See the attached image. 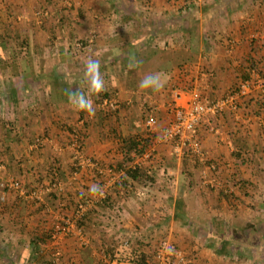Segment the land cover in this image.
<instances>
[{"label": "crops", "instance_id": "obj_1", "mask_svg": "<svg viewBox=\"0 0 264 264\" xmlns=\"http://www.w3.org/2000/svg\"><path fill=\"white\" fill-rule=\"evenodd\" d=\"M68 1L61 4V0H0V162L5 164V177L21 182L26 189L47 184L36 183L33 173L46 170L47 174V156L54 154L61 164V178L66 177L64 185L73 186L65 201L49 202V197L42 195L44 200L35 202L29 191L6 193L4 201H0V264H12V254L19 264H39L42 251L47 249L41 240L54 219L59 214H74L77 203L90 199L93 205L85 212H90L87 226L80 228V232L76 229L74 238L58 243L62 252L60 264H124V260L105 261V250L113 244L100 238L104 236L101 231L111 229L105 222L110 210H101L95 216L91 211L96 203L94 193L83 194L82 180L76 182V175L85 172L87 164H79L86 157L95 156L110 163L115 148L109 142L106 148L90 145L83 153L77 148V154H73L67 145L75 140L73 128L83 122L80 111L69 103L68 94L80 91L89 95L81 61L86 62L89 57L99 59L105 90L116 92L120 104L128 108L120 110L119 116L131 125L115 124L116 119L106 120L103 114L100 120L103 126L98 131L94 118L86 129L91 143L97 137L101 140L103 136L111 137L106 124L117 131L126 128L129 135L137 134L139 115L133 108L142 107L146 99L157 105L159 117L166 118L161 123L165 124L169 119L167 94L140 96L134 90L135 69L122 59L111 60L120 58L128 49L124 43L135 41L138 45L146 43L148 48L186 51L191 41L185 27L181 30L183 38L179 39L177 24L166 31L157 20L163 18L164 12L180 8L182 3L174 5L173 0ZM197 7L219 12V29L214 40L201 36L192 63L172 72L168 87L184 89L198 85L206 96L214 99L233 90L245 74L264 78V0H196L188 12ZM42 11L47 15L35 16ZM141 17H146L149 24L152 21L161 25L160 28L156 30L147 22L138 25ZM137 25L144 31H139ZM144 32L149 34L145 36ZM75 38L87 44L82 49L85 52L72 51ZM127 38L129 42H125ZM27 39L29 50L19 45ZM75 61H80L77 69L75 64L72 66ZM180 101L185 104L187 96L183 95ZM39 136L50 139L48 145L53 148L47 146L41 152H33L32 140ZM196 136L206 159L216 167L213 173L208 172L210 182L206 186L219 194L226 193V199L208 192L205 198L196 197L199 203H208L213 197L218 199V209L209 213L186 205L192 199L177 196L178 188L168 197L153 196L143 201L133 191L125 192L119 187L110 194L120 205L119 234L138 238L130 240L131 244L143 246L141 251L151 255L158 244L154 235L164 234L185 252L187 264H264V222L259 221H264V97L253 93L239 103L237 110L206 115L196 129ZM152 150L149 170L156 180L163 164L176 175L170 178L175 179L172 184L184 178L180 170L194 171L202 180L204 166L194 158H176L168 144L154 145ZM70 167L75 173L70 172ZM92 180L87 182V192L96 185V180ZM178 214L183 221L177 220ZM191 224L193 231H189ZM195 228L198 237L193 235ZM145 235L149 238L142 239ZM5 250L11 251L8 259L3 256Z\"/></svg>", "mask_w": 264, "mask_h": 264}, {"label": "rangeland", "instance_id": "obj_2", "mask_svg": "<svg viewBox=\"0 0 264 264\" xmlns=\"http://www.w3.org/2000/svg\"><path fill=\"white\" fill-rule=\"evenodd\" d=\"M181 1L182 0H180V3H183ZM63 2H64V4H66V3H69L70 1H68V0H61V4H63ZM173 2H174V5H176V2H178V0H173ZM177 10L178 9H174V10H171V11H169L167 13L164 12L165 15L162 14V17L163 18L157 19V20H160L159 22H162L164 24V28H167L166 31L171 30V28H172L171 26H173V24L175 23V24H177V28H176L177 37L179 39H182L183 38V34H182L181 30H183V28L185 27V29L188 31V35H190L189 38L191 39V41L189 42V47H190V43H191V46L197 47V49L200 46V38H201V36H204L205 35L206 36V40H210V39L214 40L215 33H217L216 29H219V27H218L219 24L218 23L220 21H218V20L221 18L219 12L211 11V10H202V9H199V7H197V9L191 11L188 15L184 16V19H183V17H181V13H179ZM142 18L143 17H141V19H138V20L136 19L138 21V25H140V26H141V23L142 22L144 24H146V22L148 23L146 17L144 19H142ZM149 25L150 26H155L156 30H157L158 27L160 28V26H161V25L159 26V24H157V23H153L152 21H151V23ZM138 29L141 32L144 31L143 29L139 28V26H138ZM146 31H148V30H146ZM172 32L175 33V31H172ZM127 33L128 34L131 33L132 35L134 34L132 32H127ZM138 33H140V32H138ZM90 39L91 38H89L88 40H90ZM75 40H78V41L83 42L82 39L75 38ZM85 40H87V38L84 39V41ZM50 43H51V41H50ZM73 44H74V42H73ZM86 46H87V44H85L83 42V48L86 47ZM83 48L77 49V48L74 47L73 50L72 49L71 50L72 51H78V52H85L83 50H85L86 48L85 49H83ZM137 57H138V60L141 59V55L140 56H137ZM74 64L76 65V69H77L78 64H80V61H75L74 63L72 62V66ZM81 64H84V66H85L86 62L85 61L84 62L81 61ZM129 67H131V66H129ZM127 77L129 78V80H133V79H130L129 75H127ZM132 77H134V80H135L136 75H134ZM104 79H105V77H104ZM84 89H82V90H84ZM103 92L109 93L112 98H114L115 100L118 101L117 97L115 96V93L116 92L109 91V90H104ZM89 95H90V98L91 99L93 98V96H95L94 99H92V101H93V108L95 110V114L94 115H89L87 113L86 114V117L87 118H85V120L86 121L89 120L91 122L95 118L96 119L95 120V125L97 126L98 131H100V129L103 126V125H101L100 120H101V118L103 120V114H104V116L106 115L104 113L105 111H103V110H101L99 108V105L101 103L100 98H99L100 97V93L99 94H90L89 93ZM118 103L120 104L119 101H118ZM119 106H120L119 111L120 110L122 111L124 108H121V106H122L121 104ZM147 106L149 107V109H152L153 107L155 108V113H156V117L158 118L159 124L161 122H163L164 119H166L165 117H163V118L161 117L160 118L159 117L160 116V113L158 114V111L156 109L157 108V105H155L153 103H150L149 104V100L146 99V102L143 103V106L142 107H140V108H133L134 113H136V111H137V113L139 115V117H137L138 118L137 120H138V124H140V127L137 128V130H138V133L137 134H147L148 133L146 131V129L144 128V120H145L146 114L149 111L143 112L144 110H146V108H148ZM126 109H128V108H126ZM138 109H140V113H139ZM128 114H130V113H128ZM105 118H106V120L109 119L106 116H105ZM117 118H120V120L117 119ZM114 119H116L115 120V124H117L118 122H125L124 119H121V117L119 115L113 116V118L111 119V121H113ZM137 120H132V122H136ZM125 123H126V125H131L129 122H125ZM91 124H92V122L91 123H88L89 126ZM82 125L83 124H80V125L75 126L73 128L74 131H76L78 129L79 130L83 129V126ZM106 125L108 126V131H109L110 136H111L110 138L107 139V138H104V136H103V138H102L103 140H101V139H99V137H97L96 138V141H94V143H91V140H89V138H87L89 135L86 134V137L84 138V141H82L83 143H81V146H79V143L77 144V140H74V142L72 140L67 145V146H69V147L72 148L73 154H74V152L77 154V151L75 150V149H77V146H79V149H77V150L80 153H83L84 152V149L88 148L90 145L92 147L96 145V146H99V147L101 146V147L106 148L107 147V144L109 142H111L110 145L115 148V149H113V151L115 153V156L112 158V162H110V163L109 162L106 163L104 160H101L100 158H97L95 156L86 157V160H84V162H85V161H87V158H90L88 160H91V161L96 162L99 165V167H100L99 169H101L102 171L103 170L104 171H108V170L113 171V172H111V175H104V176H102V175H99V173H98L97 170H95L93 168H90V167H87V165L84 166L86 170L84 169L85 172H83L81 175H79L80 173L76 175L77 176L76 182H79L80 180H82V185L80 184V188H81V186H83V188L81 189L82 190V193L85 194V195H87V196L90 194L89 191L87 192V190H88V184H87V182L89 181V179H91V180L93 179L92 181H95L96 180L95 181V184L96 185H99V187L101 189V191L99 193L105 194V195H108V196H110L111 193L114 194L116 192V190H118L119 183L123 180V176L124 175H122V172H121V177L120 176L117 177V174L116 175L114 174V173H117V171L114 169V166H116L117 162L119 160H121L120 151H119V143H120L119 139H120V137L118 135L120 134L121 137H127V136H129V134H128L129 131H127V130L125 131L126 128L124 129L123 132L120 129H119V131H117V129H114L115 131H112L110 125L109 124H106ZM87 130H86V132H87ZM98 134L100 136L102 134V131L100 133H98ZM38 139L42 142V144L40 146L39 145L38 146L35 145V142ZM49 140L45 139V137L43 138V137H40V136L38 138L37 137L34 138L32 140L33 143H31V147L33 148L32 149L33 152H35V151H36L35 153L41 152L47 146L51 149L52 146L51 145H48L50 143ZM59 145H58V147H61V146L64 147L63 145H61V146H59ZM72 146H74V147H72ZM116 155H117V157H116ZM132 157H134V156L132 155ZM135 162H136V160L134 158V161L133 162H130L128 164L125 163L124 164L125 166L122 167L123 170L129 168L130 166L131 167L134 166ZM46 163H47L46 164L47 166H50L51 164L52 165L53 164H57V166H58V168L60 170L59 177H58V181H50V176H48L46 174V170H45V172L43 171V173H40L39 171H35V173H33V177L36 176L37 179H40V181H43V182H47V184L46 183L45 184L42 183L43 184L42 186L41 185H38L35 188L29 187V189H26V187L24 185H22L21 182H19V181H17V182H19V184H20V186L23 189V191H24L25 194L27 193L26 191H29L28 193H30V192H33V191H30V190H34V191L37 190V191L41 192L40 198L42 200H44V199L41 196L42 195H47V197H49V201L50 200L53 201L54 198L51 197V192L55 191V192H57V194L55 195L56 197H58L57 200L65 201V199H68L66 197L67 196H70V193L69 192L73 191V186H71V184H67L66 186L64 185L63 182H64V180H66V177H63V179L61 178V173H62L61 164H60L59 160H57V158H56V156L54 154H49L47 156V162ZM138 163H142V161L139 160V161H137V164ZM150 164H151V162H143L142 166H144L145 168H149L151 166ZM0 165H2L4 167L3 171L0 174L1 177H2V179L3 180H8L5 177V172H6L5 164L2 163V162H0ZM160 167H162V169H161V172H160V175H159L158 179L156 180L154 178L155 181H156L154 183V185H149V187L147 185H139V186H137L136 189H133L134 195H137V196H135L136 198H141V199H143V201L144 200L146 201L148 197H153V196H157V197L167 196L168 197L169 195H172L173 194V193H171V191L174 192V189L175 188H178L177 191H175V193H177V196H179V197H182L183 196L184 197V195H187V198L186 199L187 200H191L192 199V200H191V202L186 203V205L192 206L193 208H195V210H197V211L204 210L206 212L213 213L215 210L218 209V207H219V204L218 203L219 202H218V199L216 200V197L215 198L213 197L212 200L210 202H208V203L207 202L206 203L205 202L199 203L197 200H195L196 197H197V199H202L201 196L204 197L205 194H207V192H208V194H213V195H217V196H219V192L217 190H214V188H210L209 186H206L203 183V181L200 180V178H198V176L195 174L194 171H193V173H190V172H188L186 170H185V172H182L180 170L179 171V174L180 173L182 175L184 174V178L183 179L180 178L176 183L172 184L175 179L172 181V179H170V178H175L176 175L174 173H172L171 169L168 170V168L166 167V165L163 164ZM74 173H75V171H74ZM71 174L72 173H70L68 175V178L71 177ZM111 177L114 179V181H113L114 183L111 186L108 185L107 187H103V184H104L105 180H107L108 178H111ZM73 178H75V177H73ZM9 181H11V180H9ZM83 183H84V185H83ZM53 184L58 185V187H52ZM63 186H65V187H63ZM67 187H68V189H67ZM47 188H49L50 190L47 191V193H45ZM128 189H129V187H128ZM9 191L10 190H6V191L3 192V191L0 190V196L4 193V197H6V193L9 192ZM98 194L97 193H94L95 200H97L96 198L98 197ZM57 200H55V201H57ZM194 200H195V202H194ZM33 201L38 202L39 200L34 199ZM87 201L88 200H85L83 202H79V203H77V206L79 204H85V202H87ZM89 201H91V199ZM56 205L58 206V203ZM112 206H114V208H113V210H110V209H112V207L109 209L110 210V215L107 218V220L105 221L107 223V225H108L107 228L110 226L109 228H111V229H108V230H103L102 229L103 231H101V232H103L102 235H104V236H101L103 238H100V241L101 240L103 242H105V240L106 241H109L110 242L109 243L110 245L111 244H115L116 245V243H117L116 246H119L120 247L121 242H123L124 240H127L128 242H130V240H134V241L135 240H138V238H136V237H134L132 235L129 236V235H120L119 234L120 233V228H121V222L119 221V219L121 217L120 214H119L120 213V205L114 202L112 204ZM58 208H60V206H58ZM72 211H73V209H72ZM71 215L69 216V215H60L59 214V217H57L56 219H54L52 225L50 226V229H49L48 234L49 233L52 234L53 227L55 226L56 223L59 222L60 219H62L63 217L64 218H70L71 219V218H73V212H72ZM208 221H210V220H208ZM259 221H261V223L264 222L263 219H261ZM192 222L193 223H196L194 221H192ZM214 223L216 224V221ZM189 226H192V229H189V231H191V230L193 231V224H191ZM197 231H198V229L195 228L193 235L198 237ZM51 234H50L49 240H46V242L43 243V244L46 245L47 249H46V252H45V250L42 251V253L40 255V258H41L42 261L39 264H42V262L44 261V259L46 261V259H47L48 256H49V260L51 261L52 264H60L61 259H62V252H61V249L58 248V243H60L62 241L69 240L72 237L74 238V235L71 234L68 237H64V238H61V239L53 240L52 237H51ZM165 237H167V236H165L164 234H156V235H154L153 238H155L156 242L158 243L160 240L164 239ZM141 238L142 239L149 238V236L148 235H145V236H141ZM169 240L172 242L171 239H169ZM141 245H144V244H141ZM107 248H109V246ZM3 252H4V254H3ZM3 252H1V253L3 254L4 258H6V259L10 258V256H9V255H11V251L10 250H5ZM8 253H9V255H8ZM56 253H58L59 255L57 256ZM12 255H11V258H10L11 263L12 264H19V259H17V258L15 259L14 256H12ZM55 261H56V263H55Z\"/></svg>", "mask_w": 264, "mask_h": 264}, {"label": "built area", "instance_id": "obj_3", "mask_svg": "<svg viewBox=\"0 0 264 264\" xmlns=\"http://www.w3.org/2000/svg\"><path fill=\"white\" fill-rule=\"evenodd\" d=\"M47 13L37 12L35 14L36 17L46 16ZM90 39L89 41H91ZM73 46L77 49L83 48V42L75 40ZM198 84V83H197ZM195 84V85H197ZM258 94L259 96L264 97V78L260 75H255L254 77H250L249 79L241 80L237 84V86L225 93L223 96L211 99L206 96V94L202 91L201 88L197 86H189L184 89H173L171 90L167 107H168V121L165 124H159L158 118L156 117L155 108L149 109L148 113L145 116L144 120V128L148 133H152L154 135L153 144H168L170 145L173 155L180 159L185 157L194 158L198 161V163L204 166L202 170V181L203 183L209 184L210 179L207 176L208 172L213 173L216 169L215 165L208 162L205 154L202 151L200 142L196 136V129L198 125L201 123L202 119L206 115H219L226 110H237L239 103L246 100L251 94ZM187 96V101L185 104H182L180 101L182 96ZM99 108L103 111L106 110H116L118 108V103L112 99H104L101 101ZM75 140H77V136H75ZM42 142L38 139L35 142V145H41ZM153 145V146H154ZM152 146V147H153ZM79 149V146H77ZM153 155L152 148L146 152L142 157L138 158L134 156L136 162L135 165H142L143 162H150ZM142 161V163H138L137 161ZM87 164L88 167L93 168L98 171L99 175H111V170L102 171L99 169V165L91 160L82 161L79 165ZM4 167L0 165V174L3 171ZM121 172L123 175V171H119L117 173V177H121ZM151 172V171H150ZM114 179L108 178L105 180L103 187L111 186L114 182ZM149 187V185H147ZM52 187H58V185L53 184ZM130 189V188H129ZM0 190H12L19 191L23 194L24 191L21 188L19 182L17 181H9L3 180L0 175ZM50 189L47 188L46 192ZM41 192L33 191L29 194L30 198H34L40 200ZM107 195L98 194L96 198L97 201L104 200ZM4 193L0 196V201H4ZM91 201L85 202V204H79L76 206L73 214V218H62L58 223L53 227V232L51 237L53 240L61 239L64 237H68L71 234H74V231L78 229L80 232L77 222L83 217L85 212L92 206ZM114 206L112 207L113 210ZM128 242L124 240L121 242V246L127 247ZM58 256L59 254L56 253ZM110 255L105 254V261L110 263ZM57 261V260H56ZM55 261V263H56ZM114 261V260H113ZM120 262V261H119ZM124 264H134L129 260H124L122 262ZM188 259L185 252L180 250L173 242L169 239L164 238L160 240L157 244L156 249L152 254V261L149 264H187Z\"/></svg>", "mask_w": 264, "mask_h": 264}, {"label": "trees", "instance_id": "obj_4", "mask_svg": "<svg viewBox=\"0 0 264 264\" xmlns=\"http://www.w3.org/2000/svg\"><path fill=\"white\" fill-rule=\"evenodd\" d=\"M182 5L178 9V12L181 13V17L188 15L190 12H188V9L190 7V4L193 2H196V0H182ZM180 3V0L178 2ZM152 33V32H151ZM149 33H145L144 35L147 36ZM135 36V35H134ZM125 42H129L128 38L125 40ZM20 46L26 47V50H29L31 47L29 39L27 40H21ZM125 46L128 47L124 52H122L120 55V58L113 59L111 61H116L122 59L123 61H126L129 63L131 68L135 69V86L134 90L140 94V96H156L159 93H166L167 98L170 96L171 90L174 88L168 87V83L170 82V76L171 73L175 70L180 71L184 69L185 67H188L192 63V59L194 57V54L196 53L197 47L191 46L185 51V50H175V49H154V48H148L146 43H141V45H138V42H129L124 43ZM147 46V47H146ZM146 47V50L142 52V49ZM142 52V53H141ZM141 55V59L138 60L137 56ZM122 57V58H121ZM137 57V58H136ZM139 62V64H137ZM148 73H159L161 79L164 82V87L160 91H153L150 88H142L139 86L140 80ZM249 75L245 74L241 77V80L249 79ZM173 84V83H172ZM100 101L104 99H112L109 93L102 92L100 93ZM169 99V98H168ZM114 111L112 110H106L104 113L106 114V117L113 118L115 115H119V106ZM122 105V104H121ZM148 107V106H147ZM121 108H125V105H122ZM127 110V109H126ZM149 110V107L146 108L143 112H147ZM86 112L80 111V119L83 122V129L72 131L73 136H77V144L79 143V146H81L82 141H84V138L86 137V129L88 128V123H91L89 120H85ZM120 120V118H117ZM112 131H115L114 128H112ZM118 134V133H117ZM120 137L119 141V151L121 160H119L114 166V169L119 172L123 171V180L119 183V187L122 191H125L130 189V191H133V189H136L139 185H154L156 182L155 179L152 177V173L150 172L149 168H145L142 165H135L130 166L127 169H124L125 163L128 164L130 162L134 161V158L132 155L140 158L142 157L146 152H148L153 144L154 135L152 133L147 134H133L129 135L127 137H121V135H118ZM195 160V159H194ZM75 164V162H73ZM122 168V169H121ZM74 168L70 167V172H73ZM59 168L57 164H51L47 167V175L50 176V181H58L59 177ZM36 183H40V179H35ZM220 193H223L222 191ZM57 192L53 191L51 192V197L54 198L53 201L57 200L58 197L55 195ZM222 199H226L227 194H219ZM49 201V199H48ZM49 201V202H53ZM85 201V200H84ZM114 201L110 196H106L104 200L97 201L94 203L95 206L91 208V211L93 214L98 215V213L101 212V210H107L110 209ZM75 207V206H74ZM90 212L83 215V217L77 222L78 228H83L84 226H87L89 221ZM176 217V216H175ZM180 218L179 214L177 215V220ZM181 219V218H180ZM183 221V219H181ZM185 221V219H184ZM50 234H47L44 236V238L41 240L42 243L46 242V240H49ZM117 245V243H116ZM115 244L109 246L105 250L106 254L110 255V260H117V261H123V260H129L134 264H149L152 261V255L146 251H141L140 247H134L132 244H128L127 247L124 246H116ZM41 253V252H40ZM42 264H52L49 260V256L47 257L46 261L44 260Z\"/></svg>", "mask_w": 264, "mask_h": 264}, {"label": "clouds", "instance_id": "obj_5", "mask_svg": "<svg viewBox=\"0 0 264 264\" xmlns=\"http://www.w3.org/2000/svg\"><path fill=\"white\" fill-rule=\"evenodd\" d=\"M100 65L101 62L99 59L89 57L86 61L84 76L88 81L90 94H99L105 90V81L100 71ZM139 86L142 88H150L153 91H160L164 87V82L159 73H148L140 80ZM68 101L78 111H84L89 115L95 114L90 95H85V93L80 91H70ZM100 191L99 185H93L90 189V193L98 194Z\"/></svg>", "mask_w": 264, "mask_h": 264}]
</instances>
